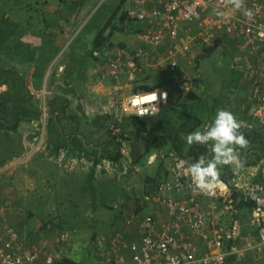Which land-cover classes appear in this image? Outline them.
Returning a JSON list of instances; mask_svg holds the SVG:
<instances>
[{"label":"built area","instance_id":"built-area-1","mask_svg":"<svg viewBox=\"0 0 264 264\" xmlns=\"http://www.w3.org/2000/svg\"><path fill=\"white\" fill-rule=\"evenodd\" d=\"M245 10L251 15H245ZM128 15L142 25L137 38L145 46L136 45L128 51L107 42L93 52L108 64L103 80L108 77L113 80L103 113L116 108L122 114L141 119L174 116L178 99L197 92L203 74L199 56L204 47L220 40L226 44L240 75V85L247 89L239 106L245 112L248 109L254 123L264 129V0H244L241 9H235L230 0H134ZM150 57L154 59L153 70L164 69L171 76L172 88L134 92L122 98L123 79L127 84L136 81L143 62ZM154 91L158 101L152 104L156 103L158 112L138 115L141 108L151 105H134L133 100L137 95ZM233 100L231 107L236 103ZM122 146L123 159L102 157L97 164L99 170H107L113 176L119 174L118 165L124 164L123 160L131 165L127 140L122 141ZM58 160L68 170L93 164V160H66L62 153ZM159 163L163 165L164 178L149 191H134L140 205L124 216L128 225L136 226L139 240L129 241L126 231L121 229L96 236L90 250L99 264H228L231 255L264 250V182L260 179L264 167L261 164L243 161L244 166L238 171L232 166L227 179H221L222 187L216 189L215 195H207L192 183L187 169L195 161L182 149L170 148L150 154L147 164ZM11 207L0 194V264H58L60 256L21 240L17 228L6 218ZM145 208L151 212L145 213ZM258 209L262 214L254 216ZM245 212L251 213L249 221L245 220ZM61 236L64 240L68 234L64 232ZM192 237L204 242L205 253L198 251Z\"/></svg>","mask_w":264,"mask_h":264},{"label":"rangeland","instance_id":"rangeland-1","mask_svg":"<svg viewBox=\"0 0 264 264\" xmlns=\"http://www.w3.org/2000/svg\"><path fill=\"white\" fill-rule=\"evenodd\" d=\"M20 1L23 3L18 5L15 3V0H0V34L2 32H8L9 29H13L15 32L17 28L15 23L18 21L17 19H20L21 24L24 25L22 27L23 29L31 27L32 33L36 31L33 26H35L37 19L35 14H37V12L35 13L32 10L26 9V0ZM99 1L100 6L104 7L105 3H110L113 0ZM19 6H21L22 9H20ZM100 6L97 11L101 9ZM101 11L102 9L99 12ZM25 21H27L28 24ZM17 40V38L15 40L14 36L12 43L0 47V67L8 66L6 64L14 62L12 58H7L3 52L6 49L12 50V46L17 43ZM27 62L28 60L24 61V66H27ZM201 63L203 68V75L199 81L201 87L197 89L196 95L193 99L191 98V101L197 103L207 100L210 108H213L214 106L215 115L219 109L231 111L238 120L244 121L246 125L250 126L241 128L242 132H244L243 130L245 128L252 129V127H256L252 117L244 112H240L236 103L234 107H231L232 101L234 100L229 94L231 93V90L235 88L234 86H236L237 80L235 75L231 72V69H233V62L231 55L229 56L228 49L219 48L209 55V57L202 59ZM151 71L152 69L148 70V73H145V75H149ZM50 79L51 81L48 82L46 89L47 92H45L44 88H35L32 90L34 96H36L37 99H40V104L42 106L46 96L67 95L73 101L69 111L82 112L86 116L83 109L85 104L90 106L96 105L93 98L87 100L85 97L79 95L80 90L75 92V88L73 87L74 84L69 85L67 82H58L57 78L53 77V75H50ZM142 79L143 77L140 78V80ZM153 79L155 80V77H153ZM153 82L154 81L152 80L151 84H140L138 89L130 87L132 88L130 90L131 92H134L152 89L155 86ZM228 85L230 88L227 87ZM4 89V87H0V92ZM70 90L73 92L71 91L69 94L68 92ZM44 93L45 96L43 95ZM196 106L197 104H195V108H192L191 112L195 113L197 111ZM115 109L116 108L112 110ZM46 113L47 112L43 114L42 111V117L39 121L34 119L21 122L17 131H11V133H9V138L2 137L4 145L0 152L4 153V150L7 149L8 152L10 150L13 152L19 151L21 154L19 157L12 159L0 168V191L9 198L8 200L12 202V205H19L22 212L28 211V208H31L32 206L34 208L37 207L38 211L42 213L41 216L38 217L39 220L37 219L36 221L37 228H39L40 225L42 226L39 234H36V246L44 248L54 256H60V259L69 258L76 264H99L96 256L93 255L90 250V243L96 236L107 234L110 227H108V225H100V227H98L97 225L99 224H97V220L91 218V211L81 210L79 213L66 212L65 207L70 206L68 201L70 202L71 200L76 199L77 196H80V199L87 198L90 196V192L87 190L82 192V188L81 194L76 195L74 190L67 189L65 181H68L69 179L66 180L65 178L71 177L72 181L76 182L77 178L75 177V174H78V171L66 169V167L59 162L57 155H60L62 151L65 152L66 159H71L74 155L69 151L67 152L66 148H63L59 154H56L51 145L47 143ZM80 116L83 117L82 115ZM122 116V114H119L117 117L114 116V118L121 119ZM87 118H89V120H86L83 125H87V123L90 125L91 121L94 119L92 116ZM214 118L215 116H210L193 131H204L210 126V123ZM68 123H70L69 120H67V124ZM83 128H85V131L89 134L88 137L90 140L102 142L107 138V134L97 126L90 127L89 129H86L87 126H84ZM113 130H116V133H114ZM109 132L112 137L117 139V142L119 143V145H117L118 149L121 147L122 141L127 140L129 142L128 136L120 131L115 123L110 125ZM262 132L264 139V130H262ZM189 133L185 132L183 134L185 148L188 152L189 148L192 146L188 145L186 142V136ZM153 142L155 143L157 141L154 139ZM257 144H260V142ZM171 146L172 144H169L168 142L159 150H166ZM260 146L261 150H264V145ZM248 150L249 148L245 152H251V150ZM96 154H99L100 158L105 156V154H102L101 150L99 152L85 151L84 153L87 158L95 156ZM122 162H124V164L118 165L117 173L119 174L112 176L115 180V184L108 185L110 183L108 179L109 176L103 174V169L99 170L98 177H95V180L97 179V182H100L101 185L108 186L105 188L106 197L107 194H110V192L115 189H120L122 191L132 189L137 192L140 190L141 184L145 182V179L149 178V175L155 174V171L158 168V164L138 167L131 166L126 163L125 160ZM246 162L249 164H255L260 162V160L255 161L254 158H249ZM104 171H106V173L108 172L107 170ZM159 171L161 176L163 171L162 169ZM47 176H52L53 179L51 182H47V185L49 186H47V192L45 193V178ZM82 186L85 187L86 185L84 184ZM68 190L70 192L69 195L66 193ZM45 207H48V214L44 211ZM50 208H53V210L50 211ZM111 211L112 210L106 205L101 210L102 214L105 215L111 214ZM35 212L38 214L37 211ZM70 214L71 216L69 217ZM64 232H67L68 236L63 240L61 234ZM234 264H264V250L240 258L236 260Z\"/></svg>","mask_w":264,"mask_h":264},{"label":"crops","instance_id":"crops-1","mask_svg":"<svg viewBox=\"0 0 264 264\" xmlns=\"http://www.w3.org/2000/svg\"><path fill=\"white\" fill-rule=\"evenodd\" d=\"M15 3L20 5L23 2L15 0ZM25 3H27V10H32L35 13L37 12V14H35L37 19L35 26H33L36 31L32 33L31 27L23 29L22 27L24 25L21 24L20 19H17L18 21L15 23L17 26L15 36L18 39V50L21 51L24 46L23 44H25L35 51L33 52V58H30L29 62H27V76L29 81L31 83H40V86L42 89H45V92H47L46 89L50 80V75L57 78L58 82H67L69 85L74 84L73 87L75 88V92L80 90V96L85 97L87 100L90 98L95 100V106L85 104V108L83 107L87 117L92 116L94 118L99 114H110L117 117V115L122 114L118 109H111L109 113H103V107L106 106L109 100V93L113 80L109 77L103 80L104 74L108 71V64L105 59L95 57L93 52L102 46L101 44L95 43L98 36L102 33L104 37L108 39L107 42H111L113 45H118L128 51L136 45H144L143 41L137 38V32L141 29L142 25L132 20L128 15V11L132 8L134 0H113L110 3H105L104 7L102 6L103 8L100 6L99 0H26ZM99 6L102 9L101 12H99L101 9L97 11ZM19 7L22 9L21 6ZM25 22L28 24L27 21ZM147 47L150 49L149 46ZM24 61V58L19 59V63L22 64V67L25 65ZM153 61L154 59L150 57L143 62L142 72L138 75L136 81L131 84H127L126 79H123L121 82L124 85L122 98L134 92H141H131L130 89H138L140 84H151V81L154 80L153 77L157 79L153 82L155 86L152 89L162 87L172 88L170 85L171 76L164 69L153 70L151 68ZM151 69V73L146 76L145 73H148L147 71ZM231 72L235 75L237 83L229 95H231L232 99L236 100L240 112H244L250 116L248 109H246L245 112L239 106V103H242L246 97L247 89L240 85V75L237 73L234 66ZM142 77L143 79L140 80ZM227 87H229V85ZM71 91L72 90L68 93L70 94ZM128 146L130 149L129 142ZM121 148H123V146L119 147L117 150L118 153H121V157L115 161L122 160L123 154ZM66 150L67 152L69 151L68 148H66ZM61 153L65 155V152L62 151ZM84 153L85 151H82V153L77 152L72 158H77L79 160L83 159V161L89 162L93 160V164L84 169L80 167L75 170L78 171V174H75L77 181L73 182L71 177H66L65 179L69 180L65 181V185H67V189L74 190L76 195H80L83 188L82 192L87 190L90 192V196L84 199H80L81 197L77 196L78 198L76 197V199L70 202L68 201L70 206L65 207L66 212L79 213L81 210L91 211V218L97 220V224H99L97 225L98 227H100V225H108V227H110L107 234H111L116 229H121L126 231V236L129 241L139 240L136 226L128 225L124 217L126 213L131 212L140 205L139 200L134 198V195H136L134 192L135 190L132 191L131 189H127L126 191H122L120 189H115L110 192V194H107L106 197L105 188L108 186H103L100 182H97V179L95 180L99 172L97 164L101 158L99 154L87 158ZM57 158L59 159V155H57ZM240 158L242 159L241 156ZM258 164L264 167V160H261ZM131 166H134L133 162ZM223 167L224 166L221 168ZM92 169L94 170L93 176H91ZM103 172V174L109 176L108 179L110 183L108 185L115 184L114 178L106 173V171L103 170ZM45 179L46 193L47 186H49L47 182H51L53 177L47 176ZM260 179L264 182V172ZM84 184L86 185L85 187L82 186ZM150 189L151 184L145 181L141 184L140 190L137 192L149 191ZM69 190L66 192L68 195L70 194ZM0 194L4 200H7L12 205V202L8 200L9 198H7L6 195L2 194L1 191ZM105 205L112 210L111 214H102L101 210ZM47 208L48 207H45L44 211L48 214L49 211ZM52 210L53 208H50V211ZM35 211H37L38 214H36ZM24 212H22L19 205L14 204L7 211L6 218L10 224L17 228L21 240H23L26 245H35L37 239L36 234H39L42 227L40 225L39 228H37L36 221L42 213L38 211L37 207L34 208L32 206L28 208V211ZM144 212L149 213L151 209L145 208ZM250 217L251 213L245 212V220L249 221ZM192 240L198 247L200 253H205L207 251L204 242L200 238L192 237ZM250 254H255V252H249L239 257L244 258Z\"/></svg>","mask_w":264,"mask_h":264},{"label":"trees","instance_id":"trees-1","mask_svg":"<svg viewBox=\"0 0 264 264\" xmlns=\"http://www.w3.org/2000/svg\"><path fill=\"white\" fill-rule=\"evenodd\" d=\"M15 35L13 29H9L8 32H2L0 34V47L12 43ZM16 38L15 36V39ZM107 40L108 39L105 38L102 33L98 36L95 43L103 45ZM18 45L17 40V43L13 44L12 50L6 49L3 52L7 58H12L14 61L12 62L13 64H6L8 66L0 67V87L5 88L0 92V151L4 145L2 137L9 138V133H11V131H17L20 123L25 120H41L43 106H45L48 112L46 121L47 143L51 145L56 154H59L63 148H68L72 155H76L77 152L82 151L99 152L101 150L102 154H105V156L102 157L118 160L121 157V153L117 152V145H119V143L109 132L110 125L115 123L120 131L128 136L130 153L134 166L143 167L148 165L147 160L149 155L161 149V147L165 146L168 142L172 144L170 148L182 149L187 155L192 156L195 162L201 155H205L208 158L211 157L209 146L194 144L189 148L188 152L186 151L185 142L183 140V134L185 132L189 133L193 131L210 116H215L214 106L210 108L207 100L197 103L191 101V98L193 99L196 93L184 98H179L175 104L174 116L172 117L151 120L123 114L121 119H116L110 114H99L94 117L90 125L88 123L87 125H83L89 118L82 112L69 111L73 101L66 95L46 96L43 106L40 104V99L34 96L32 90L35 88L41 89L42 87L40 83H31L29 81L27 76L28 63L27 66L22 67V64H20L18 60L24 58V60H28L29 62V59L33 58V52L35 51L25 44H23L24 46L20 51L18 50ZM219 48H226L224 41L218 40L211 46L204 47L199 56V64H201L202 59L209 57V55ZM50 81L51 79L49 82ZM153 81L155 82L156 80ZM200 87L201 85L198 82L197 88ZM195 104H197V111L193 113L191 110L195 108ZM67 120H69L70 123L67 124ZM84 126H87L86 129L96 126L99 127L100 130L107 134V138L102 142L90 140L88 137L89 134L85 131V128H83ZM262 130L264 129L257 127V125L256 127H252V129L245 128L243 130L245 132H243L245 138L249 141V146L247 148L239 149L240 156L244 162L249 158H254L255 161L264 160V150H261L260 146L264 145ZM154 139L157 142L154 143ZM259 142L260 144H257ZM248 148L251 152H245ZM7 152V149L4 150L6 154L0 152V168L12 159L19 157L21 154L19 151L13 152L10 150L8 153ZM160 169H162V171L164 170L161 163L158 164V168L155 171L156 173L149 175V178L145 179L146 182L151 184V189L157 182L164 178V175L162 176L161 174L160 176ZM93 172L94 170L92 169L91 176H93ZM231 172V166L224 165V167L221 168L220 179H227ZM238 259H240L238 255H231L228 258V264H234ZM58 264L76 263L69 258H63L59 260Z\"/></svg>","mask_w":264,"mask_h":264},{"label":"clouds","instance_id":"clouds-1","mask_svg":"<svg viewBox=\"0 0 264 264\" xmlns=\"http://www.w3.org/2000/svg\"><path fill=\"white\" fill-rule=\"evenodd\" d=\"M235 9L244 6V0H230ZM245 15L251 12L245 10ZM166 93L163 97L166 99ZM158 101L157 92L137 95L133 104H150L151 107L141 108L138 115L155 114L159 108L152 102ZM248 126L244 121L238 120L235 115L226 109H219L211 125L204 131L195 130L186 136L188 145L201 144L207 145L210 149L211 158L201 155L199 159L191 164L187 169L191 181L195 187L207 195H215L216 189L221 188L223 181L220 179L221 167L224 165L233 166L234 171L243 168L244 163L240 158L239 149L249 146V141L241 131V128ZM183 163V162H182ZM262 213L256 210L253 215L259 216Z\"/></svg>","mask_w":264,"mask_h":264}]
</instances>
